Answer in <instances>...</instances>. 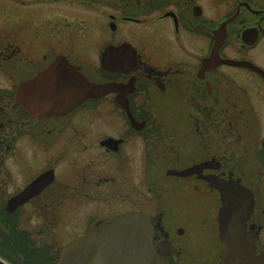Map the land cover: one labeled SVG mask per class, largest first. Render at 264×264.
<instances>
[{
    "label": "flooded vegetation",
    "instance_id": "obj_1",
    "mask_svg": "<svg viewBox=\"0 0 264 264\" xmlns=\"http://www.w3.org/2000/svg\"><path fill=\"white\" fill-rule=\"evenodd\" d=\"M76 73L102 91L28 110L36 76ZM125 212L152 218L164 264L264 252V0H0V259L56 264Z\"/></svg>",
    "mask_w": 264,
    "mask_h": 264
},
{
    "label": "water",
    "instance_id": "obj_2",
    "mask_svg": "<svg viewBox=\"0 0 264 264\" xmlns=\"http://www.w3.org/2000/svg\"><path fill=\"white\" fill-rule=\"evenodd\" d=\"M222 41L221 38L220 42L222 43ZM213 57L217 61L228 64L236 63L231 60H220L218 53L214 54ZM242 64L245 65L246 63ZM256 70L258 71V69ZM41 78V76H36L31 84L25 87L28 89V92H26L28 93V110L37 112V114L39 111L51 110L54 103L67 102L74 108L83 99L90 98V96L99 94L98 91H102L101 87L89 83L79 73H76V78L70 84L59 80L55 86L42 84L40 82ZM23 88L21 87V89ZM211 182L215 184L214 187L221 191L224 205L228 206L230 199L228 186L222 187L224 185L222 181L214 182L212 180ZM30 189H26L18 197L12 199L11 202L14 203V206H18L20 202L28 198L25 195L29 193ZM243 206V208L251 210L252 201L250 203L247 201ZM227 213L229 211L227 212L226 209L221 212L222 215L226 214V217ZM225 219H228V217L221 220ZM151 220L152 218L145 213L125 212L115 216L110 221L101 222L98 226L90 228L83 236L68 242L57 255L56 264H164L154 252V231H152ZM222 228L221 238L223 241L227 239L224 235L227 232L226 221H223ZM222 244L224 249L221 251L220 264H264V252L254 260L249 261L255 250L253 244L241 246L236 239L229 240L226 243L222 242ZM0 264L7 263L0 259Z\"/></svg>",
    "mask_w": 264,
    "mask_h": 264
},
{
    "label": "rangeland",
    "instance_id": "obj_3",
    "mask_svg": "<svg viewBox=\"0 0 264 264\" xmlns=\"http://www.w3.org/2000/svg\"><path fill=\"white\" fill-rule=\"evenodd\" d=\"M141 156L142 155L140 154V158H141ZM140 179H142L141 175H140V177L138 179L139 180V193H140V198H139L138 201H140V209H144V210L146 209L147 210V208H149L150 205H149L148 200H147L148 197L146 196V190H145V188H143V185H142ZM99 207H100V205L98 207H95V206L91 205V206H86V207H83V208H84L85 212H88V211H94V210H96V208H99ZM79 216H81V215H79ZM180 240H183L185 242L187 248H196V247H194L195 246V242L193 240H187L185 238V236L183 238H181Z\"/></svg>",
    "mask_w": 264,
    "mask_h": 264
}]
</instances>
